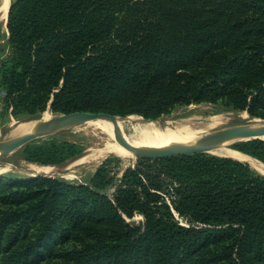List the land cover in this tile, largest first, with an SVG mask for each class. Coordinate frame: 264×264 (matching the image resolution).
I'll return each mask as SVG.
<instances>
[{"label": "trees", "instance_id": "1", "mask_svg": "<svg viewBox=\"0 0 264 264\" xmlns=\"http://www.w3.org/2000/svg\"><path fill=\"white\" fill-rule=\"evenodd\" d=\"M6 19L0 101L13 118L222 103L264 120V0H14ZM232 147L264 163V141ZM80 152L27 144L22 158ZM113 162L87 184L0 176V264H264V175L247 163L139 160L117 178Z\"/></svg>", "mask_w": 264, "mask_h": 264}, {"label": "rangeland", "instance_id": "2", "mask_svg": "<svg viewBox=\"0 0 264 264\" xmlns=\"http://www.w3.org/2000/svg\"><path fill=\"white\" fill-rule=\"evenodd\" d=\"M13 1L14 0H9V5H11ZM0 5H1V0H0ZM9 54H10V49L7 44V19H6L5 22L0 21V64L2 61H4L7 58ZM1 97L2 96L0 94V100ZM44 114H51V112L46 111L35 118H28V117L13 118L9 114V112L5 110L4 106L1 104L0 101V141H5L6 134L12 132L22 122L41 118ZM220 115L225 118V123L223 127L246 125V124L248 125L254 123H264V120L262 119H251L246 112H239V111L226 109L222 105V103L195 104L186 107H178L169 114L160 117V119L161 121L167 120L168 122H174L178 120H184L187 118L195 117L198 120H200L199 122H204L206 119L212 116H220ZM103 139H104L103 136L98 135L97 133L85 132L82 125L56 130L47 136L35 139L29 144L33 146H37V145H47L52 142H56V143L70 142L80 147L81 149L80 154L66 160L65 162L59 165L50 166L52 167L51 171L49 173L42 174L35 171V167H39L41 165L28 163L23 160L22 158L23 147H22L18 149L16 152L5 157L0 162V176H4V177L15 176L19 180H25L29 178H34L33 177L34 174H42V175H51L54 178L64 180L68 183L87 184L91 179V177L93 176L97 166L107 158H114V162L111 164V167L114 170V173H116L117 178L121 176L122 172L125 169L129 167H133L134 165L139 163L138 161L140 159H136L132 153H130L131 157L129 158H121L114 155H107L95 161H88V162L84 161V163L83 162L76 163L79 160V158L88 150L101 147ZM231 149L234 148L231 147ZM244 156L247 158L249 157L247 155ZM249 158L257 163L264 165L263 162L257 159H254L252 157ZM149 164L150 163H142L141 165L146 166ZM255 171L258 172L257 170ZM258 173L262 174L260 172ZM112 191L113 188H111L108 193L110 194ZM141 221L142 218L138 215L132 219L127 220L129 224L136 226H138Z\"/></svg>", "mask_w": 264, "mask_h": 264}, {"label": "bare ground", "instance_id": "3", "mask_svg": "<svg viewBox=\"0 0 264 264\" xmlns=\"http://www.w3.org/2000/svg\"><path fill=\"white\" fill-rule=\"evenodd\" d=\"M8 7L9 0H1L0 21L2 22H5L7 18ZM48 115L49 114H44L43 117H47ZM38 121L39 118L22 122L16 129L6 134L5 140L31 133ZM199 121L200 120L197 118L191 117L174 122L165 120L141 124L138 123L137 118L134 116L127 119H116L114 123L101 119L90 121L82 125L84 131L97 133L98 135H102L104 139L102 140L101 147L88 150L76 163L95 161L107 155H114L121 158L131 157V152L117 142L114 131L115 128H117L121 137L130 146L139 149L153 150L172 145L194 144L209 132L222 128L225 123V118L220 115L212 116L204 122ZM261 139H264V137ZM229 143H225L220 148L212 150L210 152L211 155L224 156L247 163L254 170L264 174V165L253 161L249 157H245L242 153L234 149H228L227 146ZM51 169L52 167L50 166L35 167V171L42 174L49 173Z\"/></svg>", "mask_w": 264, "mask_h": 264}, {"label": "water", "instance_id": "4", "mask_svg": "<svg viewBox=\"0 0 264 264\" xmlns=\"http://www.w3.org/2000/svg\"><path fill=\"white\" fill-rule=\"evenodd\" d=\"M10 5L8 7L9 11ZM7 11V16H8ZM131 116L137 118L138 123L148 124L161 121L157 119H147L141 116L129 115L118 117L105 113H89V112H73V113H57L49 114L47 117L39 118L38 123L33 128L31 133L24 134L9 140L0 141V162L18 149L24 147L37 138L49 135L50 133L64 128L76 127L84 125L94 120H107L115 122L116 119H127ZM21 122V121H20ZM115 136L117 142L126 150L130 151L136 159L140 160H156L177 157H189L199 154H210L211 151L220 148L223 144L229 143L228 149L238 142L249 141L253 139H261L264 137V123H254L246 125L228 126L213 130L201 137L196 143L190 145H172L161 149H139L130 146L121 137L117 128H115ZM236 151V150H235ZM238 152V151H237ZM240 153V152H239ZM215 156V155H213ZM224 157V156H217ZM228 158V157H225ZM39 176L52 177L51 175L34 174L33 177Z\"/></svg>", "mask_w": 264, "mask_h": 264}]
</instances>
